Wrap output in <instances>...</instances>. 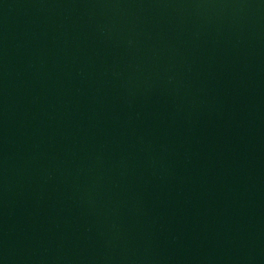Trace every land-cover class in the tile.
I'll use <instances>...</instances> for the list:
<instances>
[{
    "label": "water",
    "instance_id": "water-1",
    "mask_svg": "<svg viewBox=\"0 0 264 264\" xmlns=\"http://www.w3.org/2000/svg\"><path fill=\"white\" fill-rule=\"evenodd\" d=\"M0 264H264V0H0Z\"/></svg>",
    "mask_w": 264,
    "mask_h": 264
}]
</instances>
